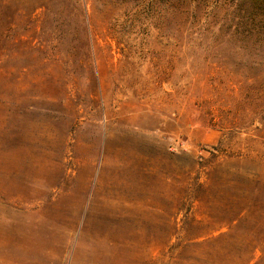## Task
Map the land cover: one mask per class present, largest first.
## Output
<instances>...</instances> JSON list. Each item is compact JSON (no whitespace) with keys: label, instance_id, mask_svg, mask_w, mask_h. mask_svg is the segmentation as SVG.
I'll return each instance as SVG.
<instances>
[{"label":"rangeland","instance_id":"374dc122","mask_svg":"<svg viewBox=\"0 0 264 264\" xmlns=\"http://www.w3.org/2000/svg\"><path fill=\"white\" fill-rule=\"evenodd\" d=\"M0 6V264H264V0Z\"/></svg>","mask_w":264,"mask_h":264},{"label":"trees","instance_id":"16d2710c","mask_svg":"<svg viewBox=\"0 0 264 264\" xmlns=\"http://www.w3.org/2000/svg\"><path fill=\"white\" fill-rule=\"evenodd\" d=\"M0 9H1V6H0ZM3 19L4 18H2L1 15H0V26L2 25L4 27V29H5V30H2L1 27H0V42L4 41L8 37H10L11 36V31L13 30L12 28L15 27V25L12 24V22H10L8 24L7 21L5 19L4 20ZM3 21H5V25L3 24ZM2 55H4V52L0 48V56H2ZM96 80L98 81V78H97V75L94 74L93 75V81L96 82ZM258 247H259V249H264V246H258ZM256 248L257 247H255L254 249H256ZM254 249H253V251H254ZM260 257H261V255H260ZM238 261H239L238 264H257V260L254 261L253 252L249 256H247L246 258H240Z\"/></svg>","mask_w":264,"mask_h":264}]
</instances>
